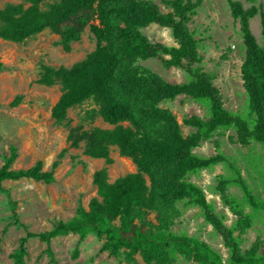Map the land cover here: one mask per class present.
Masks as SVG:
<instances>
[{
  "label": "trees",
  "instance_id": "trees-1",
  "mask_svg": "<svg viewBox=\"0 0 264 264\" xmlns=\"http://www.w3.org/2000/svg\"><path fill=\"white\" fill-rule=\"evenodd\" d=\"M2 1V0H0ZM7 0L0 5V38L24 42L49 29L57 34L66 51L82 38L89 27L96 45L83 59L71 66L42 65L39 82L59 84L61 95L52 107L56 125L69 126L71 146L83 145L92 158L113 163L116 148L130 158L134 172L110 180L107 167L95 170L93 184L97 194L88 208L79 202L77 213L67 221L59 220L43 232L26 230L12 253L15 264H26L27 243L38 237L47 243L46 252L54 264H63L51 247L53 238L75 233L79 245L95 234L101 252L128 264H174L179 257L199 264H264L262 240L244 249V235L253 225V210H264V199L250 188L242 169L227 155L220 141H214L212 154L196 152L204 141L233 130L235 141L264 150V39L260 43L251 29V19L259 8L245 7L242 0H228L232 15L240 23L245 55L241 66L246 92L243 110L225 107L215 76L204 69L200 41L190 27L202 0H161L170 9L164 12L155 0ZM253 1V0H248ZM264 19V13L262 14ZM152 24L169 29L174 41L167 44L152 40L144 29ZM225 57V56H224ZM160 60L165 69L179 68L186 79L170 81L142 62ZM6 65L0 59V72ZM185 96L204 109V115L186 114L183 124L191 127L185 135L177 115L163 106ZM93 100L97 113L109 128L72 127L69 111ZM0 166V193L5 180L34 179L51 183L56 179L60 161L44 170L38 161L28 168H13L18 152L11 147ZM223 164L229 172L217 174L209 186L223 205L236 215L228 224V214L219 210L214 199L196 181L204 170L213 171ZM237 186L243 198L231 188ZM17 203L12 210L18 224ZM196 208L203 225L222 237L229 255L223 254L198 233L180 225V218ZM25 226V225H24Z\"/></svg>",
  "mask_w": 264,
  "mask_h": 264
},
{
  "label": "rangeland",
  "instance_id": "rangeland-1",
  "mask_svg": "<svg viewBox=\"0 0 264 264\" xmlns=\"http://www.w3.org/2000/svg\"><path fill=\"white\" fill-rule=\"evenodd\" d=\"M202 1L192 17L190 27L200 41L203 67L215 76L225 107L234 111L243 110L246 106V92L241 66L245 49L240 23L232 15L228 0ZM242 1L245 7L255 4L259 8L258 14L251 19V29L257 40L263 43L264 0ZM5 2L7 0L0 1V5L3 6ZM155 2L164 12L170 11L161 0ZM144 32L154 41L174 43L169 29L157 24L148 26ZM95 45L89 27L79 41L71 44L70 51L64 49L59 36L49 29L24 42L0 38V59L6 65L5 70L0 72V166L4 165L5 156L10 155L11 147H15L18 152L13 168H28L41 161L44 170H51L53 163L60 161L55 172L56 179L51 183L28 178L4 181L6 191L0 193V264H15L12 253L19 246L20 238L26 234V230L48 231L57 221H67L76 215L80 201L88 208L91 198L97 194L93 184L95 170L107 167L111 181L136 170L133 161L121 156L116 148L111 152L113 163L107 164L104 159L86 155L83 145L71 146L68 140L69 126L56 125L52 118V107L61 95V86H49L38 81L43 64L71 66L83 59ZM142 64L152 67L170 81L181 82L186 79L181 69H165L158 59H150ZM163 106L169 107L177 115L185 135L190 133L191 127L183 124L184 116L204 115L202 106L185 96L167 101ZM97 110L98 106L93 100L70 109L71 126H83L85 129L94 126L112 127ZM233 135V130L216 134L213 139L197 147L196 152L212 154L216 151L214 141H220L222 150L242 169L250 188L264 199V150L255 144L243 146L235 141ZM227 172L229 168L220 164L213 171L204 170L196 181L206 189L208 199L216 200L218 209L227 212V222L231 224L236 215L223 205L220 196L208 190L217 174ZM231 191L243 198L239 187L234 186ZM13 201L17 203V217L23 225L15 220ZM247 209L253 213V225L244 235L243 248H249L261 238V251L264 253V210ZM197 211L196 208L188 210L180 218V225L192 234H200L202 239L227 259L229 252L222 237L213 233L211 225L202 224L203 219ZM78 241L79 236L75 233L53 238L51 247L55 257L63 264H128L107 252H101L102 241L95 234H90L76 252ZM27 246L26 264H54L46 252V242L32 237ZM137 257L144 264L141 257ZM174 264L199 263L179 257Z\"/></svg>",
  "mask_w": 264,
  "mask_h": 264
}]
</instances>
